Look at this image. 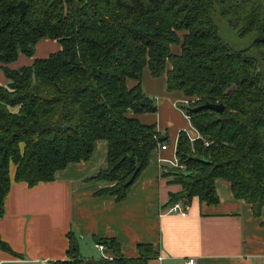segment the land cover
I'll return each mask as SVG.
<instances>
[{"label": "trees", "instance_id": "1", "mask_svg": "<svg viewBox=\"0 0 264 264\" xmlns=\"http://www.w3.org/2000/svg\"><path fill=\"white\" fill-rule=\"evenodd\" d=\"M215 11L239 38L256 35L250 48L264 65V0H0V68L8 82L0 86V218L11 166L14 182H50L68 164L87 162L103 140L105 167L84 182L103 184L98 196L125 199L167 139L159 142L156 126L136 118L157 111L141 90L146 68L154 78L164 75L167 92L194 99L192 107L224 106L220 113L188 110L200 137L190 142L185 132L177 135L181 168L165 175L181 189L169 194L166 206H188L194 197L217 204L214 182L224 179L253 217L264 216L262 77L248 50L225 44ZM42 38L57 40L60 49L27 67L7 68L21 54L34 56ZM131 79L136 84L129 89ZM66 237L65 260L48 264H148L156 256L152 244H139L136 258L125 257L106 238L94 240L111 259H87L74 233ZM0 249L10 250L3 241Z\"/></svg>", "mask_w": 264, "mask_h": 264}, {"label": "crops", "instance_id": "2", "mask_svg": "<svg viewBox=\"0 0 264 264\" xmlns=\"http://www.w3.org/2000/svg\"><path fill=\"white\" fill-rule=\"evenodd\" d=\"M60 47L57 40L42 38L34 56L21 54L7 68L27 67ZM7 84L0 68V86ZM135 84L127 80V88ZM140 85L157 111L136 118L144 125L156 126L159 142L167 138L166 149L156 146L148 166L120 202L95 194L103 184L84 182L104 169L106 140L95 142L87 162L68 164L50 182L28 187L14 182V171L10 170V190L0 218V241L10 250L0 249V264L65 260L69 231L77 237L80 254L87 259H110L107 249L98 250L94 239L113 238L120 244L121 254L129 258L138 256L139 244H152L156 256L148 264H184L188 258L195 259V264H264V226L260 224L264 216L253 217L249 205L232 195L228 181L214 182L217 204L206 205L194 197L186 216L166 212L169 194L181 189L165 175L175 168L177 135L185 132L190 142L200 136L177 107L186 98L178 91L167 92L164 75L154 78L146 68Z\"/></svg>", "mask_w": 264, "mask_h": 264}, {"label": "rangeland", "instance_id": "3", "mask_svg": "<svg viewBox=\"0 0 264 264\" xmlns=\"http://www.w3.org/2000/svg\"><path fill=\"white\" fill-rule=\"evenodd\" d=\"M212 17H213V23L216 27L218 34L221 36V38L223 39V41L227 46H229L232 50H248L247 53L248 56H251L255 60H257L258 71L260 72V75L262 77V86L264 89V65L262 64V61L259 60V58L257 57L255 51L252 48H250L251 47L250 44L256 38V35L252 34L246 38H239L236 35L235 31H232L225 23V21L218 16L216 11L212 14ZM172 48L174 53L179 52V48L177 46H174ZM10 170L12 172L13 170L12 166L10 167Z\"/></svg>", "mask_w": 264, "mask_h": 264}, {"label": "built area", "instance_id": "4", "mask_svg": "<svg viewBox=\"0 0 264 264\" xmlns=\"http://www.w3.org/2000/svg\"><path fill=\"white\" fill-rule=\"evenodd\" d=\"M193 102H194V99L191 98V99H185L184 101L177 103V107H179L181 109V111L183 112V116L187 121L190 120V116L188 115V110L191 109V106H192L191 104ZM205 145L207 146V143H205ZM166 147H167L166 144L162 143L159 146V149L161 151H163L164 149H166ZM173 167H175V168L180 167L181 168V166H179L177 163V159H176V163L173 164ZM187 207H188L187 205H184L181 201H179V202H175V203L169 205L166 208V212L170 213V214H178V215L180 214L182 216H186L188 214ZM95 246L100 251L104 250V246L101 244H96ZM184 264H195V259L188 258L187 260H185Z\"/></svg>", "mask_w": 264, "mask_h": 264}, {"label": "water", "instance_id": "5", "mask_svg": "<svg viewBox=\"0 0 264 264\" xmlns=\"http://www.w3.org/2000/svg\"><path fill=\"white\" fill-rule=\"evenodd\" d=\"M18 8L20 9V16H23L24 12H25V2L24 1H20L18 3ZM206 109L213 110L215 112H219L220 113L224 109V106L222 104L221 105H216V104H211V103L206 102L205 104H202V105H199V106H195V107H191L190 112L191 111L197 112V111L206 110ZM65 129H66V127H65ZM136 173H137V169L134 171L133 175L127 181L128 184H130V182L133 181L134 176L136 175ZM181 174H183V173L181 172Z\"/></svg>", "mask_w": 264, "mask_h": 264}]
</instances>
